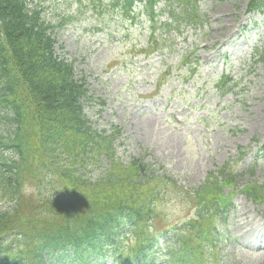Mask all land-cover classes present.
Instances as JSON below:
<instances>
[{
    "label": "rangeland",
    "instance_id": "374dc122",
    "mask_svg": "<svg viewBox=\"0 0 264 264\" xmlns=\"http://www.w3.org/2000/svg\"><path fill=\"white\" fill-rule=\"evenodd\" d=\"M249 1L198 0V24L169 32L148 21L116 23L110 5L100 6V13L89 5L83 8L87 16L79 15L81 26L66 22L55 30L56 52L83 73L78 76H85L93 100H104L99 111L97 101L88 105L91 119L99 127L121 128L120 155L144 154L178 179L162 190L157 218L198 223L196 188L216 167L233 166L245 188L257 160L254 174L264 181V13H246ZM43 4L45 16L60 22L56 16L73 10L76 1ZM222 75L233 84L219 86ZM24 190L20 213L31 188ZM234 201L232 236L221 254L230 252L232 264H264V205L240 192Z\"/></svg>",
    "mask_w": 264,
    "mask_h": 264
},
{
    "label": "trees",
    "instance_id": "16d2710c",
    "mask_svg": "<svg viewBox=\"0 0 264 264\" xmlns=\"http://www.w3.org/2000/svg\"><path fill=\"white\" fill-rule=\"evenodd\" d=\"M86 1L97 6L102 0ZM135 1L142 0H107L112 13L120 18L130 11L132 14ZM144 1V12L150 21L166 14L164 4L153 10L160 0ZM171 3L173 8H167L170 25L178 20L194 24L197 0H171ZM81 5L80 0L78 9L64 13L60 23L55 24L42 14L40 0H0V186L21 191L19 177L22 168L29 165L28 159L52 157L56 160L53 172L61 175L66 187L67 177L71 178L69 195L82 196L80 201L74 197L56 203L61 209L56 212L59 225L48 227L43 235L29 227L36 215L19 214L16 207L0 211V264H44V255L50 259L54 252H60L57 255L62 262L70 258L89 264L96 254L105 256L107 251L120 263H133L151 256L157 245L163 244L150 222L156 214L158 193L167 182L164 175H156L148 168L149 163L137 158L129 163L127 174L100 175L97 184L79 172L81 164L71 170L73 164L77 162V166L79 160L85 159L82 156L88 151L89 139H95L98 132L87 124L89 119L84 111L90 99L87 86L76 77L73 64L56 52L54 30L66 21L80 22L76 15ZM263 5L264 0L250 2L253 9ZM163 25L168 26L167 18ZM31 121H34L31 136L39 138L37 150L21 126L30 127ZM14 123L17 127L11 134ZM116 135L115 128L109 138ZM94 158L98 159V154ZM249 172L251 176L252 169ZM239 178L240 174L222 169L196 188V198L202 201L197 209L199 226L194 230L195 222L188 221L178 232L182 247L192 250L189 264L218 262V245L225 242L230 229L231 197ZM226 187L230 188L228 196L224 195ZM242 192L248 198L264 202V184L251 179ZM44 201L45 205L48 202L52 205L51 199ZM7 233L9 240L5 239ZM207 249L212 253L207 255ZM186 250L180 254L181 261Z\"/></svg>",
    "mask_w": 264,
    "mask_h": 264
}]
</instances>
